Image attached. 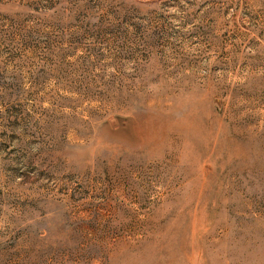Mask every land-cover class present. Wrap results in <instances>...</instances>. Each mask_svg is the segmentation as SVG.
Wrapping results in <instances>:
<instances>
[{
	"label": "rangeland",
	"instance_id": "obj_1",
	"mask_svg": "<svg viewBox=\"0 0 264 264\" xmlns=\"http://www.w3.org/2000/svg\"><path fill=\"white\" fill-rule=\"evenodd\" d=\"M0 264H264V0H0Z\"/></svg>",
	"mask_w": 264,
	"mask_h": 264
}]
</instances>
